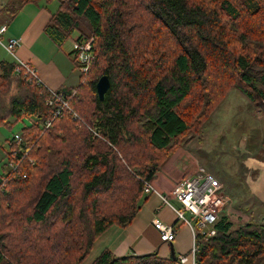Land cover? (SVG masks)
I'll return each instance as SVG.
<instances>
[{"label": "trees", "instance_id": "16d2710c", "mask_svg": "<svg viewBox=\"0 0 264 264\" xmlns=\"http://www.w3.org/2000/svg\"><path fill=\"white\" fill-rule=\"evenodd\" d=\"M53 1L9 0L0 16ZM44 33L60 50L74 33L72 50L93 39L94 62L76 87L59 91L76 120L67 110L53 116L60 106L48 105V89L18 61L0 63V131L37 120L22 128L21 142H6L0 264H83L106 231L133 223L146 184L229 91H241L264 115V0H62ZM102 76L111 85L103 102ZM241 192L252 200L248 211L263 205ZM228 213L215 236L199 238L196 263L264 264V219L236 227ZM93 264L180 261L105 250Z\"/></svg>", "mask_w": 264, "mask_h": 264}, {"label": "crops", "instance_id": "0c3cea01", "mask_svg": "<svg viewBox=\"0 0 264 264\" xmlns=\"http://www.w3.org/2000/svg\"><path fill=\"white\" fill-rule=\"evenodd\" d=\"M62 0H54L52 3L41 2L39 4L26 5L16 16L0 22V28L6 26V32L2 39L19 40L15 49V56L0 44L6 54L14 57V61L29 63L37 72L40 81L47 89L54 91H67L76 87L79 82V74L73 63L72 48L69 51L61 50L45 35L44 29L49 23ZM5 54L0 50V63L5 60ZM6 61V60H5ZM11 62V61H9ZM7 131L4 127L0 132ZM6 137V135H5ZM10 140V136H7ZM245 149V148H244ZM252 150V149H251ZM0 155V179L7 164L6 154L8 150H2ZM245 158H242L240 166V180L234 181L233 192L247 188L250 193L264 205V147L257 146L252 151L245 149ZM196 161H194V160ZM200 158L191 157L187 148H182L165 164L151 183L158 194L146 195L133 223L126 229L112 227L106 231L94 244V247L83 264L93 262L105 251H110L116 257L143 256L157 253L163 260L178 258L181 255H189L194 244L192 230L183 223H177L173 209L164 204L160 195L170 196L176 185L182 180L194 176L198 166L202 164ZM193 162V163H192ZM175 207L177 203L169 199ZM159 220L165 225H176V238L171 243L161 241L160 233L153 225L154 220ZM174 253V254H173Z\"/></svg>", "mask_w": 264, "mask_h": 264}, {"label": "rangeland", "instance_id": "374dc122", "mask_svg": "<svg viewBox=\"0 0 264 264\" xmlns=\"http://www.w3.org/2000/svg\"><path fill=\"white\" fill-rule=\"evenodd\" d=\"M7 19V13L0 16V22ZM78 37V33H74L65 44L64 50L69 51L72 48V41ZM3 43H6L4 39ZM0 50L5 54L6 61L12 62L14 60V57L6 54L1 47ZM227 77L229 78L228 74ZM226 96L214 109L213 114L205 118L202 130L196 135L190 136L184 148H187L191 157L202 160L200 161L202 164L198 166L197 170L203 168L211 172L223 184L226 196L230 201L224 206L222 214L230 212L228 214L231 221L238 227L248 218L256 219L258 222L264 219V205L250 207L248 211L246 207L252 200L242 201L244 199V195L241 194L242 189L238 187L240 191L235 194L232 190L234 185H230L234 181L241 182L238 164L240 166L242 158L246 157L244 155L245 149L252 151L261 145L264 134V115L238 89H232ZM29 122L30 120L26 118L24 122L20 121L11 129L7 128V131L0 132V155L4 154L3 149L8 150L7 136L12 138L14 133L21 131ZM181 151L182 148L177 152ZM1 168L2 164L0 163V170Z\"/></svg>", "mask_w": 264, "mask_h": 264}, {"label": "built area", "instance_id": "2783aa9c", "mask_svg": "<svg viewBox=\"0 0 264 264\" xmlns=\"http://www.w3.org/2000/svg\"><path fill=\"white\" fill-rule=\"evenodd\" d=\"M9 0H0V14L4 10ZM6 26L0 28V44L4 46L10 54L15 56V49L19 44V40L11 39L7 43H3L2 35L6 32ZM93 39L88 42L74 43L73 44V59L76 63V70L79 74H89L93 61L94 54L92 49ZM20 67L27 70L29 75L34 78L38 84L44 85L36 72V70L29 64L23 61H18ZM20 72L19 69L16 70ZM52 95V99L49 100L48 105L58 107L54 110V117L61 115V110H67L75 119H78L77 113L73 112L67 99L59 93L48 89ZM26 118L16 122H24ZM29 124L26 128L36 124V118L29 117ZM52 122L47 121L44 125L45 128L51 127ZM24 127V128H25ZM22 131V130H21ZM18 131L13 134L12 139L17 142L22 141V133ZM145 195L158 194L151 184L147 183L144 189ZM164 204L170 206L176 214L177 223H183L187 225L193 232L194 244L192 251L189 255H181L178 257L180 264H197L196 254L199 251V238H212L217 234L216 224L219 220L224 206L230 201L224 192L222 183L209 171L203 168H199L198 172L189 178H186L179 182L170 196L164 197L160 195ZM170 200L177 203L175 207L170 204ZM154 227L160 233L161 241L164 243H171L176 238V225H165L159 220H154Z\"/></svg>", "mask_w": 264, "mask_h": 264}, {"label": "water", "instance_id": "95a60500", "mask_svg": "<svg viewBox=\"0 0 264 264\" xmlns=\"http://www.w3.org/2000/svg\"><path fill=\"white\" fill-rule=\"evenodd\" d=\"M110 87L111 85L108 76H102L96 86L98 99L101 102L105 100L106 94L109 92Z\"/></svg>", "mask_w": 264, "mask_h": 264}, {"label": "bare ground", "instance_id": "6f19581e", "mask_svg": "<svg viewBox=\"0 0 264 264\" xmlns=\"http://www.w3.org/2000/svg\"><path fill=\"white\" fill-rule=\"evenodd\" d=\"M75 119V118H74ZM76 120V119H75ZM211 173V172H210ZM217 178V177H216ZM218 179V178H217ZM223 185V184H222ZM224 187V186H223ZM225 192V191H224ZM226 193V192H225ZM221 215V214H220Z\"/></svg>", "mask_w": 264, "mask_h": 264}]
</instances>
